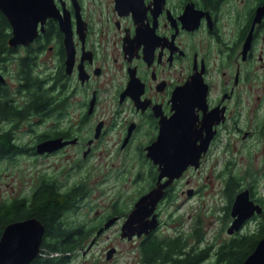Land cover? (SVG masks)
Wrapping results in <instances>:
<instances>
[{
    "label": "flooded vegetation",
    "instance_id": "af4514ba",
    "mask_svg": "<svg viewBox=\"0 0 264 264\" xmlns=\"http://www.w3.org/2000/svg\"><path fill=\"white\" fill-rule=\"evenodd\" d=\"M50 2L0 0V134L13 146L0 161L52 158L102 176L114 159L130 158L140 163L135 178L149 180L141 195L160 172L147 148L153 144L162 158L188 145L193 162L164 188L154 210L158 224L131 238L139 243L162 223L159 205L183 178L180 192L193 195L203 186L190 184L194 176H264V12L254 22L264 0ZM33 16L34 38L11 41ZM51 139L59 146L38 151ZM96 161L111 163L101 168ZM48 167H34L30 195L56 174ZM129 211L106 217L123 221ZM125 264L154 262L138 250Z\"/></svg>",
    "mask_w": 264,
    "mask_h": 264
},
{
    "label": "rangeland",
    "instance_id": "374dc122",
    "mask_svg": "<svg viewBox=\"0 0 264 264\" xmlns=\"http://www.w3.org/2000/svg\"><path fill=\"white\" fill-rule=\"evenodd\" d=\"M96 158V155L92 156L89 163H94ZM47 163L49 164L48 171L52 172L54 169L56 172V174L52 173L53 178L49 177L52 180L63 183L65 188L74 183H82L88 190L75 203L74 208L63 214V218L71 221L73 225L81 223L97 228L98 224L101 223L100 221H103L111 211L113 212V207L118 208V211L119 208L123 212L129 211L140 193V188L149 181L148 178H135L134 175L140 163L131 161L130 158L124 161H120V158L114 159L112 169L102 176L97 172L85 176L87 169L83 165L73 168L71 163L65 160L55 161L52 158L49 161L48 159L44 161L41 158L34 160L26 155H19L11 161H0V202L13 197L29 196L31 178L36 173L34 167L40 169ZM110 163L111 161L107 163L106 161H96L95 165L100 164V167L104 168L102 165L107 164L109 167ZM64 164L65 166L68 165L69 168L65 167L62 171L60 166ZM84 164L89 165L88 162ZM123 165L127 167V170L120 172L118 168ZM96 171L103 172V170L98 169ZM224 178L194 176L190 184H202L203 186L199 192L197 191L193 195L180 192L182 187H186L185 178H183L176 184L172 199H166L159 205V209H161L160 218L163 221L154 232L162 236L172 234L180 229L183 234H187L197 228L200 230L202 238L198 244L194 243L193 237L187 238L188 242L190 241L189 244L195 245L196 249L212 244L210 254L213 255L215 248L223 240L236 234V232L228 233L226 230L232 216L230 212L228 215L225 213V206L228 201L223 191ZM248 179L250 178L241 180V188L246 187ZM253 188L256 189V195H264V176L255 177ZM95 211L98 213L95 214ZM121 216L119 215L113 224L104 228L96 236L94 243L87 247L94 230L82 247L71 252L65 264H125L127 253H138V241L120 237ZM255 221L256 219L252 217L249 221L243 222L237 232H245L253 228ZM110 247H115L114 261L106 258L105 253ZM211 260L209 256L203 260V264H208Z\"/></svg>",
    "mask_w": 264,
    "mask_h": 264
},
{
    "label": "trees",
    "instance_id": "16d2710c",
    "mask_svg": "<svg viewBox=\"0 0 264 264\" xmlns=\"http://www.w3.org/2000/svg\"><path fill=\"white\" fill-rule=\"evenodd\" d=\"M12 147L8 134H0V152ZM255 177L239 176L236 173L225 176L223 191L228 201L225 206L227 215L235 193L241 188L243 178H250L246 187L250 189L251 197L263 204V211L255 214L253 228L240 233L236 231V234L223 240L215 248L213 255L210 254L212 244L198 249L189 244L187 238L193 237L196 244L201 240L202 234L197 228L187 234H183L180 229L162 236L152 232L139 243V252L144 253L145 258L152 259L154 264H197L209 256L212 260L208 264H240L253 250L256 242L264 236V195H256V189L253 188ZM87 192L83 184L60 189L48 178L31 195L0 202V234L7 222L35 216L44 224L45 230L40 252L28 264H65L71 252L82 247L96 229L93 225H73L71 221L63 218V214L74 208L75 203ZM119 211L122 212L121 208ZM119 211L113 207V212ZM182 253L187 254L180 256Z\"/></svg>",
    "mask_w": 264,
    "mask_h": 264
},
{
    "label": "water",
    "instance_id": "95a60500",
    "mask_svg": "<svg viewBox=\"0 0 264 264\" xmlns=\"http://www.w3.org/2000/svg\"><path fill=\"white\" fill-rule=\"evenodd\" d=\"M6 1V0H2ZM13 2H25V0H12ZM51 7V2L49 0ZM264 12V2L257 8L254 22L261 18ZM49 14H55L49 11ZM14 18L17 14L11 13ZM34 18V19H33ZM32 26L27 30H15L11 41H30L36 35V16L32 17ZM58 139L45 140L38 144V151L52 149L59 146ZM177 144V153L168 154L162 158L155 157L154 145L147 148L149 155L154 162H159L160 172L155 186L145 193L139 195L133 203L132 208L126 214L125 219L120 225V237L131 239L133 236H141L147 234L158 224L155 213V207L164 194V188L170 182L180 176L181 172L190 164L192 159L188 156L186 148L188 145ZM197 164L196 162H194ZM166 176V179H160ZM262 211L260 203L255 202L250 197V191L247 187L238 190L230 204L231 222L227 227L228 233H234L239 230L243 222L253 214ZM119 218L118 214L109 216L102 226H100L95 235L88 242L90 247L96 236L106 227L113 224ZM44 224L35 216L16 219L7 222L0 234V264H28L39 252L41 248L42 238L44 234ZM115 247H110L106 251V258H109L114 252ZM240 264H264V236H262L255 244L253 250L246 255Z\"/></svg>",
    "mask_w": 264,
    "mask_h": 264
}]
</instances>
